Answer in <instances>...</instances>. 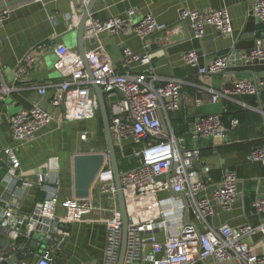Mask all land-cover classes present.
Listing matches in <instances>:
<instances>
[{
	"label": "built area",
	"instance_id": "obj_1",
	"mask_svg": "<svg viewBox=\"0 0 264 264\" xmlns=\"http://www.w3.org/2000/svg\"><path fill=\"white\" fill-rule=\"evenodd\" d=\"M40 1L31 0L32 3ZM86 1L82 0L83 6ZM10 13L9 8L0 10V28ZM133 14V11H128L125 19L111 17L106 21L89 16L84 35L95 43L91 50L85 52L91 80L77 51L61 44L53 49L55 60L52 66L60 80L34 87L40 97H48V106L60 111L65 122L74 123L98 119V106L91 84L99 86L105 93L110 133L119 168L123 162L129 165L130 157L138 158L137 163L131 164L133 167L120 169L128 217L122 264H264V256L246 243V239L257 232L264 233V225L254 229L250 225L233 227L229 224L215 226L212 223L213 218L220 213L230 212L237 200L236 173L226 171L220 183L208 191L209 185L195 168L200 158L199 149L186 147L184 138L175 137L163 129L160 114L167 116L179 110L183 82L157 76L150 65L146 40L155 32L171 31L172 27L158 23L150 13L135 22ZM248 15L256 23H264V0H254ZM178 20L187 24L192 37L198 40L202 39L207 26L213 27L219 37L231 34V20L225 9L206 13L181 10ZM128 30L140 40L143 51L134 53L120 43L124 70L121 73L112 66L98 36L105 32L116 37ZM44 50L43 45L32 48L16 68V78L26 76ZM229 57V54L215 57L205 66L199 67L198 74L224 73ZM197 59L195 51L182 55L185 65L196 66ZM240 59L246 65L264 63V38L257 37L255 46L240 54ZM11 91V88L0 82V122L1 104ZM207 92L211 95L212 103L227 98L246 107L238 99L264 93V74L252 80L238 79L221 93L212 89ZM111 96L114 97L113 101L108 100ZM195 103L199 105L200 100L197 99ZM53 120V112L37 102L11 115L8 125L12 145L31 143ZM237 125L238 121L233 119L226 126L218 114L200 116L193 122L189 138L193 141L222 140L229 127ZM92 138L93 135L88 131L80 136L83 144ZM12 145L0 147V168L3 163L9 165L11 181L15 185L21 164ZM127 148L132 149L130 156H124ZM94 153L105 155V147L100 152L90 151L86 154ZM246 161L264 166V146L252 148L246 155ZM36 180L41 188L45 187V182L59 185L57 175L51 179L49 173L37 174ZM21 183L25 189L31 186L28 181ZM93 186L101 198L99 206H95L89 198H71L59 203L56 191H47L45 198L26 215L19 214V203L15 196L0 205V238L10 243L9 249L0 254V264L19 253V239L29 240L33 233H37L56 244L58 241L52 240L51 235L56 234L59 224L79 221L83 214L94 210L105 215L101 220L105 227L102 264H117L122 224L113 175L107 160L99 170ZM60 205L65 210L64 220L55 216V210ZM251 208L264 218V198L256 197ZM19 264L52 262L46 256L34 253L31 261H21Z\"/></svg>",
	"mask_w": 264,
	"mask_h": 264
},
{
	"label": "crops",
	"instance_id": "obj_2",
	"mask_svg": "<svg viewBox=\"0 0 264 264\" xmlns=\"http://www.w3.org/2000/svg\"><path fill=\"white\" fill-rule=\"evenodd\" d=\"M254 0H102V4L93 8L91 18L106 21L111 17L125 19L128 11H133L136 22L144 15L152 14L158 23L172 27L171 31L155 32L146 42L150 52V65L160 78H175L183 82L180 96V108L167 116L160 114L162 126L166 133L185 139L186 147H196L200 158L195 168L200 172L210 191L220 183L226 171H233L238 178V197L230 212H222L214 217L215 226L250 225L257 229L264 225V218L256 214L251 203L256 197L264 198V166L250 164L246 161L247 153L254 147L264 146V93L258 96H245L238 99L246 105L242 107L235 100L220 98L217 103L211 102L212 89L221 93L230 88L238 79L252 80L264 74V63L246 65L241 62L240 54L255 46L257 37L264 38V23H256L248 15ZM9 8L11 13L0 28V82L12 89L1 104L2 120L0 122V147L12 145L9 134L8 119L11 115L28 109L32 103H39L43 108L53 112V122L41 130L35 140L29 144L12 145L20 160L17 171L18 181L13 184L10 167L3 163L0 168V205L17 198L19 214H28L34 206L48 194L56 191L58 201L73 197L72 159L76 154H86L80 136L86 130L79 124L67 123L60 111L48 106V97H40L34 87L58 82L59 74L53 69L55 56L53 49L65 45L75 49L76 26L83 12L82 0H0V10ZM225 9L231 20V34L219 37L217 31L205 27L202 39L192 37L187 24L179 22L181 10H197L200 13ZM178 36H181L179 39ZM99 43L110 58L112 66L123 72L121 46L123 43L134 53H141L143 45L140 40L126 31L120 36L111 37L100 33ZM43 45L45 50L35 66L29 69L26 76L16 78L15 70L35 46ZM95 43L85 36V52L91 50ZM195 51L196 66L185 65L182 55ZM229 54V64L224 73L217 75H199L198 68L208 64L217 56ZM139 70L140 68L134 67ZM200 100V104L195 103ZM261 107V109H260ZM218 114L228 126L236 119L238 125L227 130L222 140H199L189 138L193 122L197 117ZM92 122V121H87ZM91 135H96L98 124L94 123ZM244 144L247 148L241 151L219 152L217 147ZM91 149V148H89ZM103 149L95 150L100 152ZM94 151V150H93ZM125 162L121 170H126ZM133 166V165H132ZM207 169V171H204ZM49 173L51 179L57 175L59 185L45 182L39 187L36 176ZM21 181L31 183L24 188ZM92 186L89 200L99 206L101 198ZM55 216L64 220L65 210L60 205ZM105 215L98 210L85 213L79 221L59 224L56 234L66 237L63 247L59 242H46L41 234L33 233L26 239L30 249L22 253L25 242L17 244L22 262L33 259V254L46 256L52 264H102L105 227L101 221ZM252 248L264 256V233L257 232L246 239ZM5 252L0 247V254ZM33 253V254H32Z\"/></svg>",
	"mask_w": 264,
	"mask_h": 264
},
{
	"label": "water",
	"instance_id": "obj_3",
	"mask_svg": "<svg viewBox=\"0 0 264 264\" xmlns=\"http://www.w3.org/2000/svg\"><path fill=\"white\" fill-rule=\"evenodd\" d=\"M102 4V0H87L86 5L84 6L83 12L79 18L78 24L76 26V51L79 54L89 80H91V72L87 65L85 59V49H84V29L89 16L91 15L93 8ZM181 36L176 37L179 39ZM91 89L95 95L97 106H98V118L101 122L103 140L105 145L106 153L105 155L101 153L94 154H76L72 159L73 166V197L77 200L88 199L90 196V191L95 181V178L102 168L105 160L108 161L110 165V169L113 175L114 186L116 189V197L119 213L121 215V243L120 250L118 256L117 264L123 263V258L126 249V238H127V211L125 205V197L122 191L121 182H120V168H119V160L115 151L114 143L110 133L109 127V119H108V110L105 101V93L102 89L95 85L91 84ZM109 101H113L114 97H109ZM261 109V107H260ZM131 148H127L124 152V156L131 155ZM129 164H135L138 162V158L130 157L128 159ZM52 240L58 241L59 247H63L64 242L66 241V237L59 234H52ZM46 242H50L46 240ZM10 243L4 239L0 238V247L7 251L9 249ZM22 260L20 253H15L14 255L7 258L2 264H19Z\"/></svg>",
	"mask_w": 264,
	"mask_h": 264
},
{
	"label": "rangeland",
	"instance_id": "obj_4",
	"mask_svg": "<svg viewBox=\"0 0 264 264\" xmlns=\"http://www.w3.org/2000/svg\"><path fill=\"white\" fill-rule=\"evenodd\" d=\"M94 123H96V124H98V119H95V120H93L92 122H86V123H81V124H79L78 126H79V128H82V130H86V131H91V130H93V128H94ZM88 143H86L85 145H83V150H84V152L86 153H88V152H90V151H95V150H98V149H104V140H103V135H102V133H101V131H100V128H99V124H98V127H97V133H96V135H94L93 136V138L92 139H88V141H87ZM89 148H91V149H89ZM136 209H140V207L139 206H137L136 207Z\"/></svg>",
	"mask_w": 264,
	"mask_h": 264
},
{
	"label": "trees",
	"instance_id": "obj_5",
	"mask_svg": "<svg viewBox=\"0 0 264 264\" xmlns=\"http://www.w3.org/2000/svg\"><path fill=\"white\" fill-rule=\"evenodd\" d=\"M98 124H99L100 131L102 133V127H101V122H100L99 118H98ZM245 148H247V145L238 144V145H231L228 147H217L216 150L219 152H229V151H241V150H244ZM129 167L131 168L133 166L130 165V166H128V168ZM22 242H25L24 248L22 249V253H26L30 249V245L27 243L26 239H22V238L17 241V244H19V243L21 244Z\"/></svg>",
	"mask_w": 264,
	"mask_h": 264
}]
</instances>
